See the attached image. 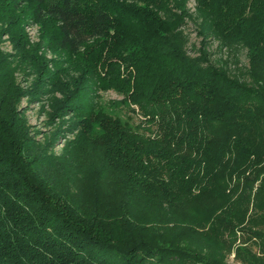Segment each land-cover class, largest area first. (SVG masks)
Listing matches in <instances>:
<instances>
[{"label": "trees", "instance_id": "16d2710c", "mask_svg": "<svg viewBox=\"0 0 264 264\" xmlns=\"http://www.w3.org/2000/svg\"><path fill=\"white\" fill-rule=\"evenodd\" d=\"M194 3L192 16L180 0L0 5L21 7L55 47L93 74L95 65L98 85L145 125L74 105L81 129L52 156L6 98L0 264H230L231 251L239 264H264V0ZM212 41L223 58H211Z\"/></svg>", "mask_w": 264, "mask_h": 264}, {"label": "rangeland", "instance_id": "374dc122", "mask_svg": "<svg viewBox=\"0 0 264 264\" xmlns=\"http://www.w3.org/2000/svg\"><path fill=\"white\" fill-rule=\"evenodd\" d=\"M4 1L0 0V5ZM180 1L185 12L192 16L194 0ZM26 16L21 7L0 14V91L4 92L0 107L6 98L11 100L15 118L24 123L27 134L39 144L40 152L59 156L80 131L82 123L78 120L81 116L72 113L74 105L80 107L78 111L81 113V106L85 104L132 127H145L133 105L120 103L121 94L98 85L95 77L102 74L95 65L93 74L89 65L86 67L84 57L59 50L52 40L49 41L48 28L26 20ZM182 30L187 38V51L192 55L194 51L190 46H196L199 40L192 19L184 20ZM215 45V41L209 44L211 58H223ZM244 54L243 49L236 53L240 72L246 66ZM78 95H83V98L73 100ZM131 107H134L133 111ZM225 260L230 264H239L234 260L232 251Z\"/></svg>", "mask_w": 264, "mask_h": 264}]
</instances>
